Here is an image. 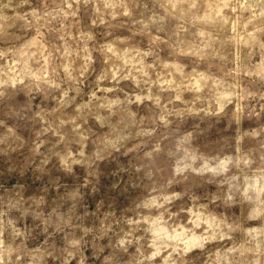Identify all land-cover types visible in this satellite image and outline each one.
Instances as JSON below:
<instances>
[{
	"label": "rangeland",
	"instance_id": "1",
	"mask_svg": "<svg viewBox=\"0 0 264 264\" xmlns=\"http://www.w3.org/2000/svg\"><path fill=\"white\" fill-rule=\"evenodd\" d=\"M0 264H264V0H0Z\"/></svg>",
	"mask_w": 264,
	"mask_h": 264
}]
</instances>
